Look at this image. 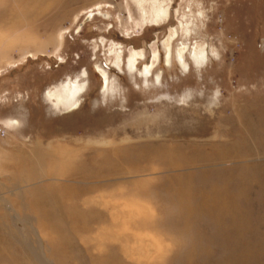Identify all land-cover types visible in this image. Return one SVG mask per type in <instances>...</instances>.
<instances>
[{"label": "rangeland", "instance_id": "rangeland-1", "mask_svg": "<svg viewBox=\"0 0 264 264\" xmlns=\"http://www.w3.org/2000/svg\"><path fill=\"white\" fill-rule=\"evenodd\" d=\"M222 189L244 227L217 219ZM42 249L264 264V0H0V264Z\"/></svg>", "mask_w": 264, "mask_h": 264}, {"label": "bare ground", "instance_id": "bare-ground-1", "mask_svg": "<svg viewBox=\"0 0 264 264\" xmlns=\"http://www.w3.org/2000/svg\"><path fill=\"white\" fill-rule=\"evenodd\" d=\"M158 11V10H157ZM158 13L161 15V16H164L165 14H164V12L163 11H158ZM88 17H90V15H87V18ZM203 53H202V49L200 50L199 49V51H198V54H196L197 56L199 55V56H201ZM134 60H136L135 59V54H134V56L132 57V61L133 62H131L130 64H131V66L133 65V63H134ZM145 71H143V72H146L147 70H149V67L148 66H146L145 68ZM104 84H105V80H104ZM73 92V91H72ZM50 96L52 97L53 96V94H50ZM71 96H73V93H72V95ZM70 96V97H71ZM75 98V97H74ZM52 99V98H51ZM53 100V99H52ZM68 100H70V99H66V101L68 102ZM73 106V107H72ZM76 106V103H73V104H71V105H69L68 106V108H67V111H69V110H72L74 107ZM122 140H124V141H128L129 140V138H125V139H122ZM88 143V142H87ZM94 144H96V145H105L106 144V141H104V140H97V141H94ZM37 146V145H36ZM154 147V146H153ZM168 147V146H167ZM169 148V147H168ZM39 149V148H38ZM40 150V149H39ZM159 150H161V149H159ZM164 150V149H163ZM129 151V150H128ZM127 152V151H126ZM145 152V151H144ZM155 152H157V151H155ZM163 152V151H162ZM172 151H170V153H171ZM129 153V155H131L130 154V152H128ZM127 153V154H128ZM148 152H146V154H147ZM166 153V152H165ZM169 153V154H170ZM122 154V153H121ZM133 154V153H132ZM135 154V153H134ZM139 154V153H138ZM140 154H142L141 152H140ZM145 154V155H146ZM151 154V153H150ZM157 154V153H156ZM161 154H163L164 155V153H161ZM125 155V154H124ZM137 155V154H136ZM136 155H134L135 157H136ZM163 155H161V156H163ZM166 155V154H165ZM168 155V154H167ZM223 155V154H222ZM149 156V155H148ZM172 156V155H171ZM197 156V155H196ZM207 156V155H206ZM224 156V155H223ZM147 157V156H146ZM213 157H215L214 156V154H213ZM212 157V158H213ZM225 157V156H224ZM109 158V157H108ZM120 158V157H119ZM128 158V157H127ZM137 158V157H136ZM145 158V157H144ZM159 158V157H158ZM164 158H165V156H164ZM197 158V157H196ZM205 158V157H204ZM207 158V157H206ZM209 158H211V157H208V159ZM216 158V157H215ZM214 158V159H215ZM97 159V158H96ZM121 160H122V158H120ZM124 159H125V157H124ZM129 159H131L130 158V156H129ZM161 160H162V157L160 158ZM194 159V158H193ZM81 160V159H80ZM94 160H95V158H94ZM109 160V159H108ZM119 160V159H118ZM139 160V159H138ZM196 160V159H195ZM210 160H212V159H210ZM99 161H101V160H99ZM116 161V160H115ZM127 161V160H126ZM163 161V160H162ZM209 161V160H208ZM94 162V161H93ZM93 162L91 163V164H93ZM164 162V161H163ZM78 163V162H77ZM76 163V164H77ZM87 163V162H86ZM89 163V162H88ZM102 163V162H101ZM120 163V162H119ZM123 163H124V161H123ZM162 163V162H161ZM166 163H168V162H166ZM165 163V164H166ZM164 164V165H165ZM78 166H79V163L77 164ZM111 165V164H110ZM129 165V164H128ZM127 165V166H128ZM138 165H139V162H138ZM168 165V164H167ZM166 165V166H167ZM174 165V164H173ZM81 167H80V172H84V170H85V168H86V166L85 165H83V164H81L80 165ZM89 166V165H88ZM115 166H117L116 164H115ZM93 167H94V164H93ZM125 167V166H124ZM124 167H122V168H124ZM137 167V166H136ZM98 168V167H97ZM121 168V169H122ZM139 168V167H138ZM142 168V167H141ZM158 168H160V167H158ZM117 169V168H116ZM68 170V169H67ZM73 169H70V170H68V173H66L67 171H65V173H63L62 175H60L59 176V178L58 179H67V176L68 175H73L74 173H72V172H75V171H72ZM113 170V168L111 169V171ZM125 170H126V168H125ZM70 171H72L71 173H70ZM78 171V170H77ZM96 171V170H95ZM105 171H107V170H105ZM90 172H92V171H90ZM108 173H109V169H108ZM95 174V173H94ZM101 174V173H100ZM99 174V175H100ZM82 178V177H81ZM83 179V178H82ZM92 179V178H91ZM85 181V180H84ZM93 181V180H92ZM148 181V180H147ZM151 181V180H150ZM97 182V181H96ZM155 182V181H154ZM151 183V182H150ZM216 183V182H215ZM154 184V183H153ZM148 185V184H147ZM97 187V186H96ZM216 187V186H215ZM221 187V186H220ZM217 188V187H216ZM65 189L66 190H68L69 192H70V194H73L74 193V195H72V196H70L71 197V199H72V197H74L76 194H77V192H78V190H77V186H67V187H65ZM98 189V188H97ZM220 189V188H219ZM80 190H83V194L84 193H86V192H91L92 191V189L91 188H89V187H86V188H81ZM148 190V189H147ZM177 190V189H176ZM139 191H140V189H139ZM138 191V192H139ZM73 192V193H72ZM135 192V191H134ZM134 192H133V194H134ZM142 192H143V190H142ZM181 192H183V191H181ZM211 192V191H210ZM91 193H93V192H91ZM90 193V194H91ZM140 194V193H139ZM89 195V194H88ZM92 195V194H91ZM90 195V196H91ZM178 196V198L181 196V194H178L177 195ZM184 196V195H183ZM89 197V196H88ZM88 197H86V198H88ZM210 198V201L211 202H213L214 204H215V206H216V208L219 210L218 211V218L217 219H219V220H222L224 217V215H228V213H230L229 215H230V217H231V220H232V222L234 223V224H232L233 226L232 227H244L241 223L242 222H244V220L241 218V216H240V212H239V208H238V205H237V203L238 202H236V199L232 196V195H226V193L224 192V190L222 189V190H220L219 192H214V194H212V196L211 197H209ZM185 199L186 198H184L183 200L184 201H182V196H181V200H178V202H180V205H181V213L179 214V216H181L182 218H184L185 219V216H187V214L186 213H188L189 211H188V209L191 207V205H189V204H187V203H184V202H186L185 201ZM82 201V200H81ZM83 201H84V203L85 204H88L89 202H91L92 204L94 203H97V204H101V203H106L107 205H108V207H109V209H110V213L112 214V215H114V216H108V217H110L111 218V222L113 221V220H115L114 218H117L116 217V211L117 210H120V216H123L124 214H125V210H123L124 208H127L128 207V205H127V203L124 201V202H122V203H117V202H112V201H106V202H104L103 201V197L100 195V196H98V197H95V198H90V199H85V198H83ZM189 202V201H188ZM207 203H208V200H207V198H205L204 200H203V202H202V205H207ZM179 205V206H180ZM120 207H122V208H120ZM178 207V206H177ZM179 208V207H178ZM179 210V211H180ZM95 211H96V209H95ZM98 213H99V211H98ZM108 213V212H107ZM199 213V212H198ZM94 214V213H93ZM131 212H129V211H126V214H125V217L126 218H128V220H130L131 219ZM92 215V214H91ZM96 215V214H95ZM108 215V214H107ZM93 216V215H92ZM98 216V215H97ZM190 216V215H189ZM98 218V217H97ZM119 218V217H118ZM188 218V217H187ZM117 220V219H116ZM101 221V220H100ZM110 222V221H109ZM245 223V222H244ZM20 232H21V237L23 238V240H24V242L27 244L28 243V239H27V237L24 235V233L21 231V230H19ZM37 231V230H36ZM36 231L34 230L33 232H34V234L36 235ZM56 245V244H55ZM53 245H51V250H53ZM40 248H42L41 246H40ZM57 249V248H56ZM56 251V250H55ZM61 253L60 252H58V251H56V253L55 254H51V251H50V257L49 258H46V255H45V253L43 252V249L40 251V253H39V257H38V259H39V262L41 263V264H63L64 262H63V260L62 259H60V257H61V255H60ZM60 255V256H59ZM38 256V255H37ZM105 261L107 262V263H111V264H115L113 261H112V257H111V255H109V257L108 258H106L105 259ZM119 263V262H118Z\"/></svg>", "mask_w": 264, "mask_h": 264}]
</instances>
